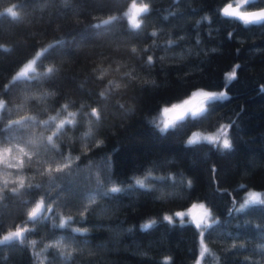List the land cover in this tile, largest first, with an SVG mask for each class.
Masks as SVG:
<instances>
[{
    "label": "trees",
    "instance_id": "1",
    "mask_svg": "<svg viewBox=\"0 0 264 264\" xmlns=\"http://www.w3.org/2000/svg\"><path fill=\"white\" fill-rule=\"evenodd\" d=\"M143 2H150L152 12L139 33L129 34L126 21L94 27L106 16L120 15L127 7V0H68L67 3L65 0H0V46L9 49L0 50V98L9 101L11 110L10 114H5L0 128L8 119L34 116L46 120L56 116L61 105L72 102L68 111L81 113L79 124L66 129L57 142L65 155L71 152L73 157L89 148L92 150L82 156L78 162L80 167L72 170L70 182L62 181L64 193L75 194L84 188H94L95 174H107L106 169L100 167L101 157L107 154L112 155L116 176L123 181L134 174L143 178L144 173H135V169L147 161H174L172 165L165 164L162 170L157 169L153 175L184 173L177 176L174 188L161 189L174 193L163 202H153L152 195L142 190L99 201L100 206L88 216L86 224L71 225L90 229V245H81L73 264H159L166 256L172 257L173 264H194L195 257L191 253L194 239L197 253L199 248L194 226L180 227L177 220L175 227L165 222L151 230L140 231L139 225L201 201L212 208L213 217L218 220L205 237L212 255L206 256L203 264H242L245 257L249 258V264H264V249L259 248L264 245V236H261L264 207L251 206L245 212L229 215V209L239 207L247 190L264 193V93L260 91L264 86V26H244L242 22H228L219 16H213L210 23L197 24L202 16L211 12L217 0ZM10 6L15 15L6 11ZM169 13L176 15L169 16ZM164 16L168 19L164 20ZM156 29L162 30L158 37L151 38L148 34ZM229 32L233 33L231 39ZM178 36L186 39L177 46L144 51L154 40L162 44ZM197 37L201 40L199 45ZM57 41L63 43L51 49L40 62L42 66H37V72H42L54 65L58 69L55 77L31 85L21 80L4 94V86L11 84L22 63L37 50ZM132 47L137 48L136 53L131 52ZM213 48L217 51L211 52ZM148 55L164 59H157L155 67H148L145 64ZM237 64L242 66L237 73L238 80L225 88V73ZM186 73H195L189 83L199 80L209 85V90H227L231 99L216 102L213 114L198 130H214L211 126L221 115L236 118L240 128L234 129L237 147L233 153L213 152L207 146L195 152L186 151L182 142L197 128H189L183 134L161 136L146 122V117L154 116L156 107L165 99L176 102L174 98L185 88L182 78ZM151 81H155V85ZM25 88L29 90L26 92ZM101 92H105L104 97L99 95ZM42 93L53 95L37 99L35 103L25 100L26 96L40 97ZM81 105H85L82 111ZM91 107L101 112L98 122L92 118L90 123L85 115ZM238 112L241 114L237 118ZM66 115L62 113L58 120ZM25 127V138L46 136L55 131L54 126L44 129L32 123ZM90 127L93 134L84 137L83 133ZM97 140L104 141L103 147H94ZM90 159L93 163L87 167ZM213 166L218 169L215 174L211 171ZM31 167L32 171L25 175L33 176L34 183L43 185L39 191L31 193L33 198H38L39 192L50 190L52 185L47 177L35 171L37 167L42 169V164L33 162ZM4 171L0 163V175ZM189 179L194 181V188L185 190L180 181L186 183ZM239 184L247 188L235 191ZM58 203L62 206L58 211L64 216L78 217L71 205L63 207V198ZM27 210L19 200L0 202V225L4 229L0 231V239L7 231L14 230V224L22 223ZM134 225L131 233L125 231ZM256 225H260V229ZM58 237L59 233L54 236L50 230V222L38 223L36 232L27 236V241L38 243L34 247L19 241L0 245V264H33L32 253L40 252L45 244ZM233 244L246 247L229 251ZM44 256L47 257L45 264H62L56 249Z\"/></svg>",
    "mask_w": 264,
    "mask_h": 264
},
{
    "label": "snow or ice",
    "instance_id": "2",
    "mask_svg": "<svg viewBox=\"0 0 264 264\" xmlns=\"http://www.w3.org/2000/svg\"><path fill=\"white\" fill-rule=\"evenodd\" d=\"M68 0H65L67 3ZM174 3L177 0H173ZM152 12L150 2H137V0H127V7L120 15H111L104 19L100 24L94 25L100 28L102 25H111L118 21H126L127 31L129 34H136L144 27L146 18ZM176 15V13H169V16ZM213 16H219L228 22H242L244 26L260 25L264 26V0H217V4L212 8L211 12L205 14L197 21L212 20ZM164 20L168 16L163 17ZM162 29L153 30L148 35L151 38H156ZM210 35V33H209ZM232 32L228 33V38L231 39ZM186 39L185 36H178L175 39H168L162 44L153 41L152 45L146 46L144 51H149L153 48L159 50L160 48L168 49L177 46L180 41ZM62 41H57L50 44L42 50L35 52V59H29L23 64L22 68L16 72L12 77V82L4 86V94L8 89L18 81L24 80L29 85L32 83H44L55 77L58 69L52 65L48 66L42 72H37V66L40 65L42 59L49 54L51 49L55 48ZM201 40L196 39V44L199 45ZM0 50L9 51V49L0 46ZM191 51V49H189ZM217 49H211V52H216ZM132 53L137 52L136 47H132ZM239 52V49H237ZM205 56L208 55L206 51ZM143 59V57H141ZM157 59L163 60V57H155L148 55L145 64L148 67H155ZM42 66V65H40ZM241 65L237 64L231 70L225 73L224 85L227 88L232 82L238 80V70ZM202 72L203 70L200 69ZM195 73H186L182 78L185 88L182 93L174 99L176 102H170L165 99L162 105H158L155 109L156 114L151 118L146 117V122L161 136H167L169 133H185L189 128H197L204 123L214 112V104L218 101H228L231 97L224 90L219 92L209 90L210 86L201 83L199 80L189 79ZM103 73L101 74V78ZM155 85V81H151ZM112 82H109V86ZM119 88V85H116ZM29 89L25 88L27 92ZM260 91L264 93V86H261ZM53 95L51 93H42L40 97L26 96V102L35 103L37 99H43L47 96ZM101 97L105 96V92L99 94ZM73 106L72 102L61 105L57 110L56 116H50L46 120L36 119L34 116L20 117L18 119H8L7 123L0 128V163L4 165L5 171L0 175V202L6 200H19L20 203L28 208L26 218L21 224H14L0 239V245L7 244L10 241H19L21 244H30L34 247L38 242L36 240L27 241V236L30 233L36 232V225L38 223L50 222V230L55 236L59 233L58 239L54 242L45 244L40 252H33V264H45L47 257L44 253L49 250L56 249L57 255L60 256L62 264H73L77 250L81 245H90V229L87 227H71L74 223H87L88 216L96 207H99V201L107 199H116L121 194H127L130 191L142 190L144 193L152 195L153 202H163L174 193H166L161 191L167 186L175 187L177 183V176H183V172H169L166 175H153L157 170L163 169L165 164H174L173 160L165 161H147L144 164L136 167L135 173H144L143 178H138L135 174L127 181L118 179L115 172V161L111 154L101 157L100 167L106 169V175L102 172H97L94 176L95 187L91 189H81L73 193H64L62 189V181L69 180L72 176V170L79 168V161L82 156L89 155L92 148L82 153L81 155L73 157L71 152L67 155L62 151L61 144L57 141L66 129L75 128L78 126V116L80 112L68 111L69 107ZM85 105H81V111ZM243 109H241V112ZM66 112L64 119L58 117ZM9 101L0 98V123H3L5 114H10ZM241 113H236L238 118ZM86 116L95 121L101 119V112L97 107H91L90 111L85 113ZM58 121V122H57ZM32 123L35 126L49 129L54 126L55 131L49 135L40 134L39 136H26V125ZM212 131L196 130L192 131L184 140L183 147L186 151H197L200 147L207 146L213 152L221 154H231L236 150L237 144L235 142L234 129H239L238 120L232 117L219 116L216 120ZM93 134L91 127L88 132L83 133L84 137ZM104 141L97 140L95 148L103 147ZM40 159H37V158ZM33 162L38 165H43L42 169L37 167L35 170L41 177H47L49 183L52 185L48 191L39 192L38 198H33L31 193L39 191L43 185L33 182V176L25 175L26 172L32 171ZM93 161L90 159L88 166L91 167ZM215 174L218 169L215 166L211 169ZM247 174V173H246ZM182 188L185 190H192L194 188V181L189 179L185 183L180 181ZM107 185H112L107 187ZM118 185V186H117ZM247 188L245 184H239L235 191H244ZM159 192V195L156 193ZM65 200L63 207H71L78 212V217L75 215L64 216L62 212L58 211L62 207L58 202L61 199ZM235 204V199L233 200ZM251 206L264 207V193L256 190L246 191L243 202L240 203L239 208L229 209V215L233 212H245ZM58 220V222H57ZM177 220L180 227L194 226V235L198 237V253L196 248L197 241L194 239L192 255L195 257L194 264H203L204 258L212 255L210 249L205 243V237L209 229L218 223L213 217V211L205 202H193L186 210L175 211L170 214H165L162 217L150 219L149 221L139 225L140 231L151 230L160 224H166L170 227H175ZM31 225V226H29ZM136 226L130 227L125 231L131 233ZM260 229V225L255 226ZM3 225H0V231H3ZM264 236V231L261 232ZM245 244H233L229 251L236 249H245ZM264 249V245L259 246ZM146 256L147 253H141ZM159 264H173L172 257H164ZM242 264H249V258L245 257Z\"/></svg>",
    "mask_w": 264,
    "mask_h": 264
},
{
    "label": "rangeland",
    "instance_id": "3",
    "mask_svg": "<svg viewBox=\"0 0 264 264\" xmlns=\"http://www.w3.org/2000/svg\"><path fill=\"white\" fill-rule=\"evenodd\" d=\"M29 59H35V54L32 55V58H29ZM29 59H28V60H29ZM28 60L24 61V62L22 63V65H21L19 68L21 69L22 66H23V64L26 63ZM20 69L16 70V72H18ZM16 72H15V74H16ZM221 90H223V89H220V90L213 89L212 91L219 92V91H221ZM224 91L227 92V90H225V89H224ZM196 130H198V129H195L194 131H196ZM187 137H188V136H187ZM186 139H187V138H186ZM250 190H252V189H250ZM247 191H249V190H247ZM245 195H246V192H245ZM244 197H245V196H244ZM242 202H243V200H242L240 203H242ZM190 205H191V204H190ZM190 205H189V206H190ZM239 205H240V204H239ZM189 206H188V207H189ZM188 207H187V208H188ZM238 208H239V207H238ZM180 210H181V209H180ZM180 210H177V211H180ZM184 210H186V209H184ZM167 214H170V213H167Z\"/></svg>",
    "mask_w": 264,
    "mask_h": 264
},
{
    "label": "clouds",
    "instance_id": "4",
    "mask_svg": "<svg viewBox=\"0 0 264 264\" xmlns=\"http://www.w3.org/2000/svg\"><path fill=\"white\" fill-rule=\"evenodd\" d=\"M6 11H8V12H10V13H12V7L10 6V7H8L7 9H6ZM13 15H15V13H12Z\"/></svg>",
    "mask_w": 264,
    "mask_h": 264
},
{
    "label": "water",
    "instance_id": "5",
    "mask_svg": "<svg viewBox=\"0 0 264 264\" xmlns=\"http://www.w3.org/2000/svg\"><path fill=\"white\" fill-rule=\"evenodd\" d=\"M108 17H109V16H106V17H104L102 20L107 19ZM102 20H101V21H102ZM101 21H100V22H101Z\"/></svg>",
    "mask_w": 264,
    "mask_h": 264
}]
</instances>
